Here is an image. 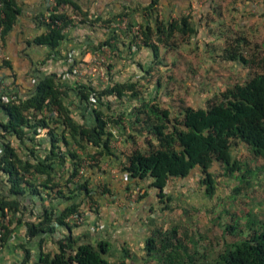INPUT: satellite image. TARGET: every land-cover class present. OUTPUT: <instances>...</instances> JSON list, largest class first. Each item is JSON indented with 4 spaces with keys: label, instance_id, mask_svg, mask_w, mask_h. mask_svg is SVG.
Returning a JSON list of instances; mask_svg holds the SVG:
<instances>
[{
    "label": "trees",
    "instance_id": "1",
    "mask_svg": "<svg viewBox=\"0 0 264 264\" xmlns=\"http://www.w3.org/2000/svg\"><path fill=\"white\" fill-rule=\"evenodd\" d=\"M55 1L49 21L43 19L46 30L34 38L36 44L52 50L59 49L68 31L76 25L72 14L80 16L77 24L102 26L111 33L118 30L116 18L127 17L125 34H131L130 45L145 46L153 53L154 58L147 68L150 70L159 68L163 60L159 58V51L178 54L181 47L199 41L200 30L191 15L167 22L157 18L154 24L135 25L129 12L113 17H92L75 0ZM154 8L152 3L146 10L153 13ZM19 13L17 0H1L0 38L12 29ZM118 37V34L113 35L101 45L113 48L111 41ZM263 43L251 40L245 30L239 29L226 37L222 46H209L204 52L215 53L214 62L238 63L249 71V76L227 85L205 105L177 109L164 106L154 98L144 99L139 94L138 88L143 86L140 80L112 81L98 88L90 81L72 84L57 73H49L40 77L36 90L24 98L11 86L4 85L5 78L0 79V106L8 116L7 121H0V247L10 241L18 225H23L26 233L25 241L20 243L24 252L22 264L31 263L33 251L29 243L35 240L40 244L35 264H264V217L252 213L243 222L244 227L237 220L226 225L227 231L233 235L239 233L241 237L225 240L209 262L196 247L192 233L180 223L167 227L158 217H151L144 246L137 251L125 246L123 255L114 261L108 256L111 246L108 240L93 242L87 234L77 236L71 232L85 219L81 223L67 221L75 213L86 217L88 211L98 212L100 197L109 194L107 184L96 185L95 175L102 172L106 159L111 162L118 158V151L111 145L116 135L114 127L132 143L127 160L121 166L128 175V190L132 193L140 187L141 192L137 194L140 199L148 194V188L157 189L162 211H191L181 202L182 198L176 197V202L174 194L165 190L175 178L186 180L198 173L199 189H203L207 198L215 195L216 176L220 174L250 184L251 177L257 173L245 160L246 155L238 157L235 151L246 150L252 160L264 159ZM94 48L99 49L96 45ZM71 58L73 62L69 56V72L79 64L78 59ZM4 64L9 61L5 60ZM176 66V61L166 62L163 69L173 70ZM162 81L161 77L157 79L156 89L161 87ZM110 96L122 100L127 97L133 101V106L128 104L124 110L114 112L111 99H106ZM71 98L77 102L83 118L86 119L89 112L94 121L79 122L65 103ZM43 129H48L46 142L50 144L44 158L33 148H27L28 155L23 156L12 144V137L24 144L27 139L34 141ZM140 137L143 138L141 145ZM36 140L37 145L43 144ZM29 155L34 160L28 158ZM62 172L67 175L63 181ZM35 177L40 180L32 181ZM241 186L237 185L236 193ZM42 192L63 198L67 206L63 210L45 206L37 219H28L29 200L33 195L43 198ZM7 217L8 222H5ZM58 224L69 232L55 241V250L45 249L47 236L55 233ZM189 243L194 246L190 247Z\"/></svg>",
    "mask_w": 264,
    "mask_h": 264
},
{
    "label": "crops",
    "instance_id": "2",
    "mask_svg": "<svg viewBox=\"0 0 264 264\" xmlns=\"http://www.w3.org/2000/svg\"><path fill=\"white\" fill-rule=\"evenodd\" d=\"M50 1L17 0L20 7L17 20L5 37L0 38V79L5 78V86H11L15 92H18L24 98H27L36 90V84L40 77L49 73H57L61 76L68 73L66 71L70 67L69 56L76 57V59L82 58L85 55L87 57L90 56L93 48L89 45H93V41L96 40V36L100 32V30L96 31L97 29H102L104 33L106 32L107 37L105 39L117 34L119 36L112 41V56H114L112 72L123 71L124 67H119V62L121 61L119 58L127 54L129 57L133 56L135 58L136 56L134 55L136 53L145 52L148 49L145 46L135 47L133 44L130 45L131 34H125V19L127 17L122 19L116 18V28L118 30L116 33L115 31L111 33L110 30L102 26L90 27L77 24L80 16L74 14H72V17H77L74 18L76 19L74 20L76 25L68 31L67 39L61 44L58 50H52L48 46L36 44L34 38L46 30V26L41 17L47 14ZM75 1L84 10H88L92 17L97 15L113 17L129 12L135 25L141 23L145 25L154 24L157 18L167 22L178 20L183 15H191L200 30L199 41L202 44H200V48H205V50L213 44L217 47L222 46L224 39L232 34L233 31L239 29L245 30L251 40L260 42V39H264V0ZM152 3H154L155 7V12L153 13L146 10ZM63 7L66 6L64 5ZM136 29L134 27L133 32ZM85 36L86 38L83 39ZM87 43L90 49H85L84 46ZM206 43L207 46L204 47ZM205 54H208V52ZM5 60L9 61V64L5 65ZM225 63L226 66L231 65V63L234 64V62ZM235 65L241 66L238 63H235ZM63 79L72 84L75 82H83L82 80H71L65 76H63ZM113 80L117 81V79ZM122 80L126 81L127 79ZM65 103L79 122H83L86 119L94 121L93 116L89 112H86V119L83 118L82 113L77 108L75 99H66ZM111 104L112 110L119 112L127 108L126 106L128 104L132 105L133 103L129 100L126 102L117 98L111 101ZM7 119L8 116L0 106V121H7ZM113 129L116 135L111 145L118 151V158H114L111 162H109V159H106L102 164V172L95 175L96 185L107 184L110 192L108 195L100 197V208L98 212L88 211L85 221L81 225L74 226L71 232L77 236L87 234L93 242L101 239L108 240L111 243L108 256L111 260L115 261L119 256L123 255V247L127 246L133 250L132 243L129 242L130 238H133L135 241L139 240L138 242L141 243L137 250H140L144 246L146 234L148 233L147 223L151 217L160 215L157 212L162 211L160 208L162 204L157 194L158 190L154 188H148V194L143 198L139 199L131 196V192L127 188L128 178L126 177V173L122 171L121 166L127 160L132 143L129 137L120 136L119 128L114 127ZM47 132L48 129H43L35 136L36 139H39L43 143L42 145H37L36 139L34 141L27 139V143L25 144L21 143L15 137H12L11 141L23 156L27 154V148H33L40 158H44L47 150L50 149L49 142H46L47 139L49 140ZM63 150H65V147H63ZM28 158L34 160L31 155ZM62 175L63 181L67 176L66 172H62ZM39 180V177L32 178L34 182ZM188 180L189 178L186 180L175 178L169 182L165 190L168 193L174 194V200L176 202H178L179 198H183L184 204L191 202L192 195L193 198L196 195L190 192L193 190L190 184L191 181ZM174 181L178 185H173ZM42 193L43 198L38 195H33L31 200H29L26 211L28 219H37L45 206L54 207L55 210H63L68 204L61 197L56 198L55 195H51L50 197L46 192ZM65 232H69L66 227L60 224L56 225L55 233L47 236L43 247L45 249L55 250V241ZM25 233V226L18 225L10 241L5 247H0V264H22L24 252L20 243L25 241ZM29 246L32 247L33 251V257L29 264H35L40 250V244L38 240H35L29 243Z\"/></svg>",
    "mask_w": 264,
    "mask_h": 264
},
{
    "label": "rangeland",
    "instance_id": "3",
    "mask_svg": "<svg viewBox=\"0 0 264 264\" xmlns=\"http://www.w3.org/2000/svg\"><path fill=\"white\" fill-rule=\"evenodd\" d=\"M98 30L100 32L97 34L96 40L93 41V45L98 46L99 49L94 48L92 45L91 55L88 57L85 55L86 57L78 59V66L81 68L80 73L76 74L73 70L69 72V68H67L66 72L68 73L63 76L71 80L90 81L98 88L112 83V81H115L113 79H117V81L122 79L140 80V85L142 84L143 86L138 88L139 94H142L144 99H157L164 106H169L171 109L187 105H205L215 93L226 89L227 85L238 80H245L249 76L247 69L236 66L235 63L226 66V64L221 65L214 62L213 56L215 53L205 54V49L200 48L202 45L200 41L181 47L178 54L176 52L177 55L173 54L172 51L168 54L163 50L159 51V58L163 60L157 69H147L154 58L152 51L148 48L145 52L136 53L134 55L136 56L135 58L133 56L129 57L128 54L119 58L122 61L119 62L121 65L119 67H124V69L122 72H112V66L114 65L112 47L110 45H101L102 42L107 41L105 39L107 35L102 29H97L96 31ZM85 38L86 36L83 39ZM259 41L262 43L264 39ZM85 45V49H88V43ZM133 46L138 47L136 45ZM173 61L177 63L173 70L170 68L167 70L163 69L166 62L171 63ZM190 68H192V71H189ZM160 69H162V72ZM170 75H173V78H168ZM159 77L164 83L159 89H156V81ZM107 98L111 99V101L117 99L116 96ZM123 101L127 102L128 98L126 97ZM138 141L141 145L143 138L140 137ZM235 154L238 157L246 155L245 157L247 158L245 160L255 169L257 174L253 178L251 177L250 184L239 183L232 176L220 174L216 176L217 188L215 195L207 198L203 189H199L201 188V178L195 172L188 180L191 181L190 184L193 190L190 192L196 195L194 198L192 195L191 202L186 203L187 208L191 211L184 213V210L176 209L172 214L167 211H158L157 213H160V215H156L160 223L167 227L175 225L174 223H180L187 228L197 241L196 247L198 250L205 254V261L207 262L215 257L225 240L234 241L241 237L239 233L233 235L227 231V224H233L237 220L240 226L244 227L243 222L249 213L264 217V159L252 160L246 150H237ZM216 168H219V166L217 165ZM173 185H178V183L174 181ZM237 185H242L238 193L235 192ZM181 202H183V198ZM138 241L130 238L129 242L132 243L133 251H137L138 246L141 244ZM189 246L193 247L194 245L189 243Z\"/></svg>",
    "mask_w": 264,
    "mask_h": 264
},
{
    "label": "built area",
    "instance_id": "4",
    "mask_svg": "<svg viewBox=\"0 0 264 264\" xmlns=\"http://www.w3.org/2000/svg\"><path fill=\"white\" fill-rule=\"evenodd\" d=\"M49 4H50V5H49V9H48L47 14L41 17L42 21H43V19H44L46 22L49 21L48 16H49L51 10L53 9V7L55 6L56 1H55V0H51ZM0 5H1V0H0ZM74 18H77V17L74 16ZM70 60L73 62V58L70 57ZM73 71H74L76 74H77V73H80V71H81L80 66L75 65ZM74 72H73V73H74ZM4 85H5V84H4ZM83 171H84V168H82L81 172L83 173ZM126 175H127V174H126ZM127 176H128V175H127ZM138 192H141V188H140V187H136L135 190L132 191L131 196H132L133 198H137V194H138ZM84 216H85V214H80V215H79V214H76V213H75V214L70 215V216L67 218V221H69V222H71V223H74V222L81 223V222L84 221V219H85ZM5 222H8V217L5 219Z\"/></svg>",
    "mask_w": 264,
    "mask_h": 264
}]
</instances>
